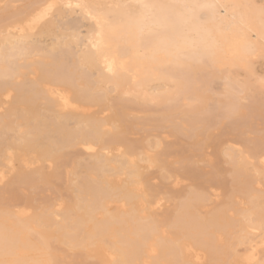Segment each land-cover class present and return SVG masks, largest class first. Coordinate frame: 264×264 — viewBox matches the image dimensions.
<instances>
[{
  "label": "bare ground",
  "instance_id": "obj_1",
  "mask_svg": "<svg viewBox=\"0 0 264 264\" xmlns=\"http://www.w3.org/2000/svg\"><path fill=\"white\" fill-rule=\"evenodd\" d=\"M257 94L264 0H0V264H71L65 251L264 264V136L244 138ZM216 131L225 146L211 153ZM220 156L224 204L208 186L174 202L149 183L154 171L177 187L199 177L191 157ZM53 182L67 195L52 186L34 208L23 191Z\"/></svg>",
  "mask_w": 264,
  "mask_h": 264
},
{
  "label": "rangeland",
  "instance_id": "obj_2",
  "mask_svg": "<svg viewBox=\"0 0 264 264\" xmlns=\"http://www.w3.org/2000/svg\"><path fill=\"white\" fill-rule=\"evenodd\" d=\"M16 5L17 6L20 5V3H18ZM258 74L263 75V73H261L260 71L258 72ZM256 96H259V98L256 97ZM256 96L253 97L254 99L253 98L250 99L251 102L249 100L248 104L250 105V107H253L254 105L259 106V108H260L259 112H261V113H259L258 111H257V113H256V111L254 113V111L252 110L254 108L249 109V111L252 112L251 116H253V113H254V116L249 118L248 121L246 122L247 127H248L249 137L247 136L248 134H246L244 138L246 139V141H248V143H258L257 139L259 137H263L264 136V110H263L264 109V107H263L264 106V104H263L264 99H263V97L261 95L257 94ZM260 98H262V99H260ZM259 99H260V101H259ZM250 103H252V104H250ZM224 135H225L224 131H221V132H217L216 131V132L211 133L210 139L208 140V142L213 143L215 145V147L213 148L214 150L210 149L208 151H210L212 153V151H215L216 148H220L221 149L222 147H224L225 146L224 143H225V140H226ZM221 143H222V145H221ZM217 145H221V146H217ZM175 147H176V150H179V148H180V150L181 149H185V148H182L179 145H177ZM175 147L169 149V152H173L175 150ZM186 150H187V148L184 151H186ZM185 153L187 155H190L189 152L188 153L185 152ZM191 159L192 160L190 162V165L188 164L186 166V169L189 172H195L196 171L199 174V177H197V178L196 177H192V176L191 177L190 176L189 177H185V180L182 182V184L178 185L177 186L178 188H177L176 186H174L172 184V180L160 178V177H158V174H156L154 171H152V172H150L148 174V178L150 179L149 180L150 185L153 186L159 193L162 192V194L165 195V196H168V197H171V198L173 197L172 199L174 200V202L179 201L183 197V195L188 191L187 187L189 185L191 186L192 189H195V190H197L199 192L206 193L208 196H211V190H210L211 188L212 189H217L218 191L221 192L219 203L220 204L226 203L227 199H228V193L232 189V186H233V180H232V177H231V174H230V171H231L230 166L223 161L221 156L217 157V158L213 157V166H214L213 168L211 166L209 167L208 164H206V163H205L206 165L203 164L204 161L202 159H200V158L196 159L194 157H191ZM216 162H217V164H216ZM211 169L213 171L215 170V171H217L219 173L217 177L216 176H212V175L210 176V174L213 172ZM150 176H151V178H150ZM199 180H200V182H199ZM204 180H205V182H204ZM152 181H154V182H152ZM60 183L57 185V184H55L53 182V183L50 184V186L47 189L41 190L40 192H38L39 191L38 190L36 192V194L32 193V192L30 193V191H27V190H24L23 193H24V195H26V193H27V196H29V197H36V201H31L32 202L31 205L34 208H36L41 203V199L38 196L39 195L38 193L42 192V198H47V197H50V196L51 197L56 196L54 194L53 189H51L52 186H55L56 188L59 189L62 197H65L67 195L66 190H65V188H66L65 184L63 182H60ZM206 183H209L210 186L206 185ZM211 183H213V184H211ZM171 185H173V186H171ZM193 185H195V186H193ZM207 186L210 187V189L209 188L207 189ZM159 188H160V190H159ZM0 189H1V187H0ZM183 190H185V191H183ZM165 192H166V194H164ZM23 193H20L19 200H16V199L15 200H11V199L7 198V200L5 201L4 205L10 207V205L13 206L16 201H21L22 198H23ZM5 196L8 197V194H6ZM174 197H175V199H174ZM212 199H213V197H212ZM213 207H217V206L215 204H212L208 208L211 209ZM202 213L205 214V211H203ZM63 253H64L63 255L66 257L65 258V262L66 263H71V264H82V263L84 264L85 263L84 260H81V258L74 257V256L70 255L71 253L68 252V251H65ZM96 254L99 257V259H102V260H106L107 259V252L104 249L97 250ZM72 260H75V261L73 262ZM88 263H91V262L88 261ZM239 264H244V263L240 260Z\"/></svg>",
  "mask_w": 264,
  "mask_h": 264
}]
</instances>
